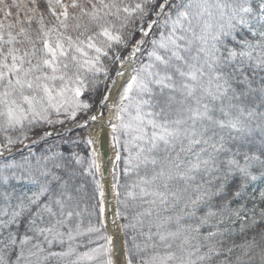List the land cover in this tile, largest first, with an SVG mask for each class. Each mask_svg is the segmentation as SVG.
Listing matches in <instances>:
<instances>
[{
  "label": "snow or ice",
  "instance_id": "6c2138e0",
  "mask_svg": "<svg viewBox=\"0 0 264 264\" xmlns=\"http://www.w3.org/2000/svg\"><path fill=\"white\" fill-rule=\"evenodd\" d=\"M105 110L113 235L92 135L29 147ZM261 182L264 0H0V264H264Z\"/></svg>",
  "mask_w": 264,
  "mask_h": 264
},
{
  "label": "trees",
  "instance_id": "16d2710c",
  "mask_svg": "<svg viewBox=\"0 0 264 264\" xmlns=\"http://www.w3.org/2000/svg\"><path fill=\"white\" fill-rule=\"evenodd\" d=\"M136 38L138 39L139 36L137 35ZM81 99L88 100V94L85 93V95L83 97H81ZM95 99L98 100L99 99V95H96L95 96ZM89 102H91V101H89ZM95 111H96V107L94 106L93 109H92V112L89 113V114H93V113H95ZM85 118L86 117H78V121L79 120H82V119H85ZM67 125H71V128L64 129V128H67L66 127ZM58 130H60L59 132L62 133L61 136H55V135H53V137L49 138L47 141H41L39 144L29 145V147H31V149L33 151H35L36 153L39 154V153L44 152L45 149L48 147V145H57L58 147L56 149H54V150L62 151V152L65 153L66 156L70 152H72V151L78 152L79 154L83 155L85 158H87L89 156L90 149L83 143L84 139L87 136H86V134L84 132V129L79 128V127L76 126V122H73V121H70L69 120V121H66L65 124L59 125L56 128L52 129V131L54 133L57 132ZM75 140H79L80 143L79 144H73V143H71L72 141H75ZM18 148H23V146H19L18 145L17 148H14L13 149V152L15 153L17 159L20 158V152L17 151ZM23 151H24V154H27V151L28 150L26 148H24ZM121 167H123V165H121ZM98 178L100 179V176ZM131 179H133V177H125L123 174H121V180H120V182H121V184H127V183L130 182ZM86 180H87V184H88V189H89V191H91V188H92L91 178L90 177H87ZM231 187H232V185H230V188ZM256 187L258 189L259 188H264V182H261ZM121 191L123 192V188L121 189ZM86 202L89 204V211H93L92 205L95 204V201H86ZM238 204H239V201H233L232 206L233 207H236ZM247 207L248 208H251L252 207V201L251 200H249L247 202ZM261 207H264V203L261 204ZM97 208H98V206H97ZM117 208H118V206H117ZM118 210H122V209H119L118 208ZM199 214L202 215L203 212H201ZM98 216H99V213L97 211L96 216L91 217L93 223H96L97 222V217ZM88 219H89V217L86 216L85 217V222H87ZM103 220H104V218H103ZM119 220H120V223L121 224L125 222V221H123L120 218V216H119ZM261 227H264V225H261ZM233 231H235V228H233ZM253 234H255V233H252V232L248 233L249 236H251ZM92 238L95 239V237H92ZM243 238L244 237L237 236L234 239H226L225 240V247L229 246L231 243L239 244V243L242 242ZM87 239H88L87 237L82 238V242H86ZM100 243H103V241H100ZM89 246H94V245H89ZM53 250L54 251H60L61 248L59 246H57ZM83 250H84V248H81L80 249V251H83ZM151 254H152V250L151 249H148L146 252L142 253V256H143L144 259H148L151 256ZM219 259H222V257L221 258H218L217 260H214L213 261V264H218V260ZM50 264H62V262L57 261L56 259H53L50 262ZM137 264H139V260L137 261Z\"/></svg>",
  "mask_w": 264,
  "mask_h": 264
},
{
  "label": "bare ground",
  "instance_id": "6f19581e",
  "mask_svg": "<svg viewBox=\"0 0 264 264\" xmlns=\"http://www.w3.org/2000/svg\"><path fill=\"white\" fill-rule=\"evenodd\" d=\"M115 98V95L113 94V99ZM106 114L101 119L100 123H93L91 124L90 129L88 130V135H92V137L95 140V147L98 151V157L99 162L101 163V175L102 180L104 184V205L105 210L107 212V221H108V229L110 232V235H113L114 232L118 231L117 226L120 225L117 216H115L116 224L114 225L112 223L113 215L117 212L116 209V198L113 189L111 188L110 192L105 189V185L109 186L111 182V173H112V161L115 156V148L113 146V140H112V133L110 127L107 126V119H108V112L106 110ZM103 125V127H102ZM104 132H107L110 137V144H109V152L105 153L102 149V139ZM119 244V241H117ZM122 260V259H121ZM118 264H123V262H118Z\"/></svg>",
  "mask_w": 264,
  "mask_h": 264
},
{
  "label": "rangeland",
  "instance_id": "374dc122",
  "mask_svg": "<svg viewBox=\"0 0 264 264\" xmlns=\"http://www.w3.org/2000/svg\"><path fill=\"white\" fill-rule=\"evenodd\" d=\"M145 47H147V45H145ZM105 112H106V110H105ZM106 114V113H105ZM104 114V115H105ZM67 128H64V129H69V128H71V125H67L66 126ZM90 127H91V124H90V126H89V128H82V129H84V132H85V134H88V130L90 129ZM63 129V130H64ZM61 130V129H60ZM60 130H58V131H60ZM115 153H116V149H115ZM111 182H110V188H112V184H113V172L111 173ZM100 177H101V182L103 183V180H102V175H101V173H100ZM113 189V188H112ZM104 208H105V205H104ZM103 218H104V222L108 225V221H107V212H106V210L104 211V214H103ZM107 229H108V226H107ZM108 235H110V232H109V229H108ZM122 259V260H121ZM123 262V254H121L119 257H116V264H118V262Z\"/></svg>",
  "mask_w": 264,
  "mask_h": 264
},
{
  "label": "water",
  "instance_id": "95a60500",
  "mask_svg": "<svg viewBox=\"0 0 264 264\" xmlns=\"http://www.w3.org/2000/svg\"><path fill=\"white\" fill-rule=\"evenodd\" d=\"M102 137H103L102 149H103V151H105V153H107V151L109 152L110 137H109V134L107 132H104ZM94 147H95V145H94ZM95 149H96V147H95ZM96 152L98 154L97 149H96ZM105 189H107L108 192H110V190H111L110 186H108V185L107 186L105 185ZM116 206H117V204H116Z\"/></svg>",
  "mask_w": 264,
  "mask_h": 264
}]
</instances>
